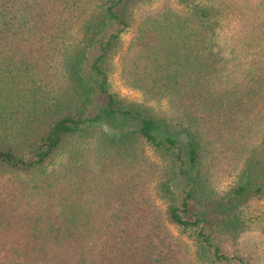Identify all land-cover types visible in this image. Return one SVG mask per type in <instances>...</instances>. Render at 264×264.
<instances>
[{
    "label": "trees",
    "instance_id": "16d2710c",
    "mask_svg": "<svg viewBox=\"0 0 264 264\" xmlns=\"http://www.w3.org/2000/svg\"><path fill=\"white\" fill-rule=\"evenodd\" d=\"M250 13L239 76L218 41L227 0H0V264H252L238 246L255 228L264 246V9Z\"/></svg>",
    "mask_w": 264,
    "mask_h": 264
},
{
    "label": "rangeland",
    "instance_id": "374dc122",
    "mask_svg": "<svg viewBox=\"0 0 264 264\" xmlns=\"http://www.w3.org/2000/svg\"><path fill=\"white\" fill-rule=\"evenodd\" d=\"M230 7V15L222 21L218 33L220 47L230 63L228 75H241L249 66L250 54L238 46L243 45L239 40V23H244L248 13L264 9V0H227ZM251 14V13H250ZM130 33L124 35L125 43L130 40ZM111 81L114 88L121 94L134 99H141L142 95L136 90L127 88L121 81L119 71L112 75ZM264 206V201L261 202ZM263 236L255 228L245 233L239 244V251L249 255L252 264H264Z\"/></svg>",
    "mask_w": 264,
    "mask_h": 264
}]
</instances>
